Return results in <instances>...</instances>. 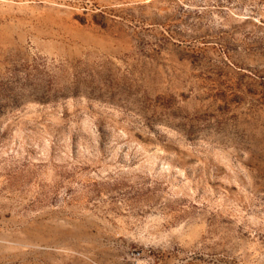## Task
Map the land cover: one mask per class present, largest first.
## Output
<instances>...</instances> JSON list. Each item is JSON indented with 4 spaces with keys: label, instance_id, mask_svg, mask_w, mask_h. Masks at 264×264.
<instances>
[{
    "label": "rangeland",
    "instance_id": "1",
    "mask_svg": "<svg viewBox=\"0 0 264 264\" xmlns=\"http://www.w3.org/2000/svg\"><path fill=\"white\" fill-rule=\"evenodd\" d=\"M0 264H264V0H0Z\"/></svg>",
    "mask_w": 264,
    "mask_h": 264
}]
</instances>
